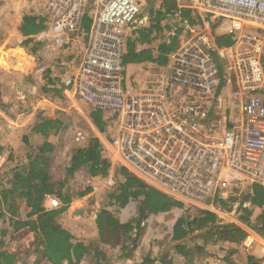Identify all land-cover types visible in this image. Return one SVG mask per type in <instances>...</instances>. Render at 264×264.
I'll return each instance as SVG.
<instances>
[{"label": "built area", "instance_id": "2783aa9c", "mask_svg": "<svg viewBox=\"0 0 264 264\" xmlns=\"http://www.w3.org/2000/svg\"><path fill=\"white\" fill-rule=\"evenodd\" d=\"M33 1L44 22L28 37L30 44L51 51L67 43L81 47L64 85L79 102L102 113L107 151L115 162L180 203L176 213L210 212L243 229L240 247L247 254L257 249L258 264H264V238L240 219L243 210L253 215L264 210V204L258 208L244 200L254 186L264 192V0H182L211 24L227 23L237 50L217 47L208 25L190 29L157 77L141 81L127 77L124 58L127 40L150 19L144 0ZM89 2L93 13L85 32L81 23ZM215 56L226 60L234 76L227 77L236 85L232 119L220 98L224 77ZM43 71L41 66L34 73ZM84 140L76 131L73 142L81 146ZM118 184L111 174L102 179L105 190ZM220 202L228 203L226 210ZM166 215L150 214L140 225L139 244L155 260L172 237ZM205 264L235 262L213 255Z\"/></svg>", "mask_w": 264, "mask_h": 264}, {"label": "crops", "instance_id": "0c3cea01", "mask_svg": "<svg viewBox=\"0 0 264 264\" xmlns=\"http://www.w3.org/2000/svg\"><path fill=\"white\" fill-rule=\"evenodd\" d=\"M164 1L166 0H155L148 9L143 8L150 19L138 30L148 29L158 19L160 31L151 35V42L136 45L135 48L136 51H147L156 58L162 42L168 44L171 37H177L176 46L166 55L164 64L143 62L126 65L127 77H134L136 81H141L144 77H157L159 69L166 66L169 55L178 48L179 42L190 29L199 31L208 25L209 29L205 30L215 44L217 38H227L225 45L219 47L216 44L217 47L231 48L230 51L237 50L233 38L228 33L227 23L219 26L211 24L208 17L199 15L182 0H172L175 2V9L168 15H161V12H164L162 9ZM30 10H35L36 13L27 15ZM37 10V4L33 0H9L8 4L0 9V29L3 30L0 35L12 34L19 38L16 43L0 42V254L10 255L14 260L12 264H48L40 254V247L37 248V234L32 229L38 215L29 216L32 207L23 194L26 189L14 190L17 182L14 176L17 174L25 177L28 174V156H35L40 147L48 144L51 150L46 152L45 156L48 157L47 175L52 193L43 195L40 208L45 212L56 211L57 214L52 220L53 226L69 235L70 245H80L86 250L79 260L71 256L62 264H142L147 258L152 260V255L145 251V247H141L135 238L137 201L130 200L123 208L112 212L118 224L130 225L129 230H121L114 226L100 227L98 220L101 211H112L110 207L108 208L110 191L104 189L103 178L100 175L91 176L90 167L87 165L69 172L74 150L84 148L92 138L100 143L104 152L106 149L109 156L110 166L107 175L115 176L119 183L122 181L119 172L122 168L107 151L108 145L105 140L108 135L105 134V127L100 129L93 121L92 115L95 111L91 109L88 116L85 114L90 122L86 123L88 126L84 129L76 128L75 122L69 124L71 109H77L78 102L74 100L72 91L65 87L64 79L74 71L75 59L80 55L81 47H73L67 43L62 49L51 51L45 50L42 45L24 44L26 37L20 33L23 19L31 16L39 21L42 12ZM181 11H190L188 21L181 17ZM137 31H134V37ZM37 55L43 59L41 66L44 71L41 77L34 73L35 66H40L36 60ZM215 59L221 77L230 82L232 79L227 77L234 76L232 71L228 70L226 60L217 56ZM235 92L236 90L229 95L225 92V96L220 97L228 119L236 115ZM100 116L102 121V115ZM48 119L56 121L57 125L44 135L35 132V128ZM69 129L73 130V136L76 131H81L85 135L81 146L73 142V136L68 143L66 133ZM2 193L5 201H2ZM62 199H65V203ZM53 201L56 202V206L52 205ZM166 214L164 218L172 228L182 216L174 209ZM216 219L217 224L228 225L218 220L217 216ZM187 239L181 241L186 242ZM177 244L179 241L176 243L170 240L161 249L160 255H167V260L171 261V264H184L183 255L175 248ZM219 245L220 249L214 252L215 255L225 256L237 264H247L250 256L257 259V249L247 255L242 247L229 246L227 243ZM208 258L196 260L194 264H205ZM153 260V264H161L158 258Z\"/></svg>", "mask_w": 264, "mask_h": 264}, {"label": "trees", "instance_id": "16d2710c", "mask_svg": "<svg viewBox=\"0 0 264 264\" xmlns=\"http://www.w3.org/2000/svg\"><path fill=\"white\" fill-rule=\"evenodd\" d=\"M161 15H168L175 9V2L166 0L163 2ZM190 11H181V17L189 20ZM43 20L36 21L31 16H26L23 19V24L20 28V33L26 37L24 44L30 43L29 36L35 35L43 28ZM159 20L156 19L154 25L148 29H140L136 32V38L127 40L126 55L124 63L139 64L143 62H150L154 64H164L166 62V55L172 52L176 46V38L171 37L169 43L162 42L158 47V55L153 58L147 51H136L135 46L151 42V35L158 34L160 31ZM224 37L216 39L217 46H223L226 43ZM229 43V42H228ZM227 43V44H228ZM92 115L93 121L97 127L103 129L105 126L100 119L102 113L94 110ZM98 112V113H97ZM57 125L56 121L45 120L41 122L36 128L35 132L42 135L49 132L50 129ZM50 145L44 144L36 151V155L28 156L29 170L28 174L23 177L15 175L17 182L14 185V190L26 189L23 193L28 204L31 205L32 211L29 216L37 214V221L34 223L32 229L37 234V248L40 247V254L47 261L48 264H62L64 260H69L74 256L78 260L86 252L82 246H72L69 244V235L58 227L53 226L52 220L57 214L56 211L45 212L40 208V202L44 194H51V184L48 181L47 168L48 157L45 156L49 152ZM90 167V175H100L105 178L109 169V156L104 152V149L96 139L90 138L88 144L84 148L75 149L71 158V168L69 172L78 169L82 166ZM122 177L114 189L110 190L109 203L112 211L102 210L98 220L99 226L105 228L114 226L121 230H129L130 225H121L114 220L112 212L115 209L123 208L130 200L137 201L136 211L137 219L134 229L136 231L135 238L139 242L143 228L140 227L141 222L150 214L167 213L175 208H180L182 205L159 191L148 187L133 176L129 175L126 170L120 169ZM2 201H5L4 193L1 194ZM244 200L250 201L252 205L262 208L264 204V192L261 188L252 187V193L244 195ZM65 203V199H62ZM230 202L234 199H230ZM222 209H227L228 203L220 202ZM258 215H253L252 211L243 210L240 216L241 221L250 226L259 236L264 238V210L260 209ZM216 216L213 213L205 211H195L194 215H182L174 224L172 228V242H178L175 246L177 252L184 257V264H194V257L203 254L204 246L215 245L220 243H227L235 247H240L241 243L246 237L243 229L233 225H219L217 224ZM132 227V226H131ZM184 238L186 242H182ZM191 244V245H189ZM202 256V255H201ZM161 264H171L167 260V255L162 254L158 256ZM154 260H145L142 264H153ZM13 258L8 254H0V264H12ZM247 264H258V260L254 257H248Z\"/></svg>", "mask_w": 264, "mask_h": 264}, {"label": "rangeland", "instance_id": "374dc122", "mask_svg": "<svg viewBox=\"0 0 264 264\" xmlns=\"http://www.w3.org/2000/svg\"><path fill=\"white\" fill-rule=\"evenodd\" d=\"M8 1L9 0H0V9L2 6L7 5ZM154 1L155 0H144V10L148 9V7L150 5H153ZM37 11H39V10H37ZM33 13H36L35 10H30L27 12V15H31ZM92 13H93V6H92L91 2H89L88 5L86 6L85 16H84L82 23H81V28L85 32H87L89 29V26H90V19L89 18L92 15ZM1 33H3L2 29H0V34ZM4 33H5V31H4ZM18 39L19 38L16 35H12V34L0 35V42L5 41V42H15L16 43V40H18ZM36 58H37L36 59L37 62L39 63L38 65H40V66H35L34 71L38 67H41L42 62H43V59L39 55H37ZM38 75H39L38 77H41L43 74H38ZM226 88H228V89H226ZM234 90H236V85H235V82L233 80H230V82H228V80L225 78V79L220 81V95L221 96L222 95L225 96V94H226L225 92H227V95H229ZM226 97H225V99H226ZM74 100H76L78 102V104H77L78 106L76 105L77 109H75V108L71 109L70 123L69 124H71L72 122L73 123L75 122L74 126L76 128L78 127V128L84 129L85 127L88 126L86 123L90 122L89 118L87 119V117H85V114H86V116H88L91 108L89 106L84 105L82 102H79L77 99H74ZM225 102H226V100H225ZM72 129H69L66 133V140L68 141V143L73 136L72 135V131H73ZM220 244H222V243H220ZM219 247H220V245L218 243L215 245L210 244V245L204 246L203 254H200V255L194 257L193 258L194 261L205 259V257L208 258L210 256L215 255L214 252L219 250L220 249ZM234 262H235V264H237L236 261H234Z\"/></svg>", "mask_w": 264, "mask_h": 264}]
</instances>
